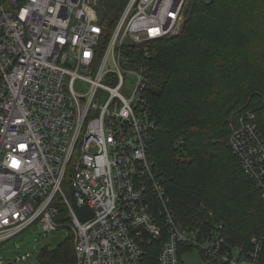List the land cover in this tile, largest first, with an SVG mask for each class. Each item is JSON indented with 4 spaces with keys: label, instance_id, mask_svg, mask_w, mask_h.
I'll return each instance as SVG.
<instances>
[{
    "label": "built area",
    "instance_id": "2783aa9c",
    "mask_svg": "<svg viewBox=\"0 0 264 264\" xmlns=\"http://www.w3.org/2000/svg\"><path fill=\"white\" fill-rule=\"evenodd\" d=\"M103 1L0 0V246L39 223L73 231L69 264H146L156 245L158 264H181L183 248L207 264H264V229L241 245L212 211L179 222L148 158L156 122L145 61L152 42L178 32L188 0H127L100 45ZM229 143L264 198V126L254 111ZM68 179L91 217L75 211Z\"/></svg>",
    "mask_w": 264,
    "mask_h": 264
},
{
    "label": "trees",
    "instance_id": "16d2710c",
    "mask_svg": "<svg viewBox=\"0 0 264 264\" xmlns=\"http://www.w3.org/2000/svg\"><path fill=\"white\" fill-rule=\"evenodd\" d=\"M126 1L100 4V45ZM187 3L180 34L152 42L145 61L144 99L156 122L148 158L172 196L179 222L206 219L212 211L224 223L225 238L245 245L264 229V198L229 140L231 125L247 110H256L264 126V0ZM61 209L69 222L67 207ZM70 231L65 244L40 253L42 264L75 260ZM154 249L146 264H158L159 245Z\"/></svg>",
    "mask_w": 264,
    "mask_h": 264
},
{
    "label": "rangeland",
    "instance_id": "374dc122",
    "mask_svg": "<svg viewBox=\"0 0 264 264\" xmlns=\"http://www.w3.org/2000/svg\"><path fill=\"white\" fill-rule=\"evenodd\" d=\"M183 18L182 25L175 36L179 35L182 30L186 20L185 16ZM76 88H83L86 90L88 84L80 81L76 84ZM107 97L108 94L103 95L101 102H105ZM248 111L256 110L250 109L244 112L240 117L239 123H241L243 116ZM239 123H237V125L232 124L231 129L238 126ZM64 190L66 194L71 197V183L69 179L66 180L64 184ZM70 232V228L68 229V226L64 225L55 230V232L47 233L41 228L39 223H34L24 232L12 237L0 246V264H42L39 259L40 253L45 249L53 251L65 244L69 240ZM182 253L183 264H207L203 255L197 248L183 250Z\"/></svg>",
    "mask_w": 264,
    "mask_h": 264
},
{
    "label": "water",
    "instance_id": "95a60500",
    "mask_svg": "<svg viewBox=\"0 0 264 264\" xmlns=\"http://www.w3.org/2000/svg\"><path fill=\"white\" fill-rule=\"evenodd\" d=\"M127 42L128 43L130 42L129 39H127ZM71 198H72L74 209L82 220L87 219L94 214V212L88 207V205L78 206L77 199L74 196V192H72Z\"/></svg>",
    "mask_w": 264,
    "mask_h": 264
},
{
    "label": "snow or ice",
    "instance_id": "6c2138e0",
    "mask_svg": "<svg viewBox=\"0 0 264 264\" xmlns=\"http://www.w3.org/2000/svg\"><path fill=\"white\" fill-rule=\"evenodd\" d=\"M22 15H23V13H22Z\"/></svg>",
    "mask_w": 264,
    "mask_h": 264
}]
</instances>
